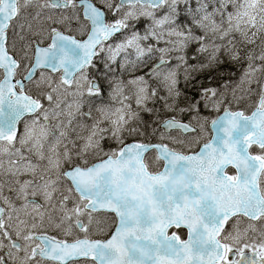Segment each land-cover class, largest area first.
<instances>
[{
	"label": "rangeland",
	"instance_id": "1",
	"mask_svg": "<svg viewBox=\"0 0 264 264\" xmlns=\"http://www.w3.org/2000/svg\"><path fill=\"white\" fill-rule=\"evenodd\" d=\"M67 1L70 2V0ZM93 1L103 9H107L109 25H124L125 32L119 40L103 45L99 50L95 69L81 74L70 85L65 84L61 74L48 72L39 74L30 85V90L46 104L41 117L32 120L34 121L32 131L36 136V142L34 145L28 143L32 126V121H29L25 124L21 139L17 143L16 147L19 148L14 147L13 150L28 151L31 149L32 152L44 155L57 151L66 155L68 162L76 165L80 161V165L85 166L100 156V143L102 142L99 143V141L104 136L115 138L114 141L118 145L123 144L125 137L145 136L142 133L135 134L134 123L142 111L152 109L157 102L164 106L166 113L181 112V108L177 109L176 106L180 96L179 84L180 81L184 82L182 54L187 41L172 22L171 11L174 12L175 7L183 0H167L158 12L149 6L138 4L121 7L120 0ZM207 1L199 0L196 7L206 8ZM209 1L215 5L218 3L217 0ZM220 3L224 7L219 17L220 24L221 26L230 25L231 30L244 37L247 44L246 63L251 64V70L249 67L245 74L244 64L240 63L241 74L238 77L240 81L228 88V94L218 91L219 96L222 97L221 100H218L212 89L203 92L201 99L211 114H205L204 111L198 112L197 107L193 108L191 113L187 110L189 117L199 128L200 134L197 137L183 138L177 133L167 136L159 130L163 120L156 119V124L152 125V129L157 127V136L173 148L192 151L198 147L197 141L201 143L210 139L208 124L217 117L222 107L221 103L236 102L244 95L246 76L251 78L252 90L253 85H257L260 80L262 68L260 65H253L252 57L255 56L259 60L258 55L263 52L264 0H220ZM40 10L42 11L37 12L32 18L28 29L34 31V36L37 32L38 38H41V44H47L50 41L54 30H62L83 38L87 36L89 25L82 19L76 0L67 9H56L46 5ZM137 22H142L139 23L138 29ZM217 33L219 38H225L222 33ZM259 34L260 37H257ZM240 45L245 51V45L243 43ZM17 51L21 59L28 60L31 54V42L23 41V44L17 47ZM248 54L251 59H248ZM227 59L232 58L227 57ZM154 60L156 62L164 60L166 65L152 74H147ZM223 67L228 66L225 63L220 69ZM106 70L108 74L104 73ZM91 73L92 77L89 76ZM190 81L183 85H188ZM95 83L104 87L95 90ZM258 88L264 91V80ZM114 102L115 106L112 105ZM79 117L81 118L77 120ZM54 131L56 134L52 136ZM50 139L53 142L47 148L46 142ZM8 150L11 151L8 146L0 145V152ZM33 155L34 158L40 157L34 153ZM154 162L157 163L155 159ZM25 164L36 163L28 159ZM48 168L55 170L56 179L53 186L45 189L27 179L16 195L20 196V199L14 202L20 213L16 211L15 216L19 217V222L23 226L28 217L43 215L50 211V206H53L55 213L59 214L66 208L61 203L64 202L65 196L71 194V190L68 183L64 181V171L59 168V161ZM35 173V169L27 171L28 177ZM10 183V181L5 182L9 194L12 195L14 191ZM57 183L60 185L57 186ZM30 198L40 201L50 200V202L56 199V201L54 204L47 202L48 208L44 209L40 205L29 203ZM70 225L73 227V222H70ZM61 232L68 236L72 228H63ZM22 239L25 247L35 246L31 241V235H24Z\"/></svg>",
	"mask_w": 264,
	"mask_h": 264
},
{
	"label": "water",
	"instance_id": "2",
	"mask_svg": "<svg viewBox=\"0 0 264 264\" xmlns=\"http://www.w3.org/2000/svg\"><path fill=\"white\" fill-rule=\"evenodd\" d=\"M134 1L137 0H122L121 3ZM162 1L140 0L142 3L154 5H160ZM54 3L66 5L65 2L59 1ZM80 5L85 6V16L91 20L93 29L90 37L84 42H78L66 34L54 33L51 46L37 47L35 65L27 80L33 78L39 69L46 68L54 73L63 70L64 80L71 82L95 57L96 47L120 32V27L110 28L106 25L105 12L94 3L84 0ZM0 64L7 69L9 67L4 58H0ZM13 73L14 70L9 71L7 79L0 85V140L14 139L16 118L20 110L23 117L34 113V108L40 106L30 97L26 98V101L17 97L10 98L15 86L10 77ZM163 127L167 132L179 129L189 134L196 131L189 123L174 120L166 121ZM211 127V142L202 146L195 154L175 153L160 145L131 144L125 147L116 160L109 159L98 163L87 171L75 170L73 173H67L80 191H85L86 173H92L86 196L90 197L92 185L96 184L104 201L95 209L113 211L118 217V228L110 240L108 264L214 263L212 254H208L206 247L199 240L203 230L213 223V220H202L200 217L204 214H214V156L216 152L221 151L238 152L249 157L248 151L252 144L264 145V109L259 107L250 116H243L241 112H225ZM154 148L158 149L166 165L160 174L150 175L143 159L144 155ZM109 191L111 192L108 193ZM165 207L172 216L173 223L183 224L189 230L190 237L182 247L183 253L179 251L167 255L148 248V235L152 229L150 217L155 213L165 215ZM45 241L47 247L55 248L61 256L65 250L70 254V260L78 258V245L55 243L47 238Z\"/></svg>",
	"mask_w": 264,
	"mask_h": 264
},
{
	"label": "flooded vegetation",
	"instance_id": "3",
	"mask_svg": "<svg viewBox=\"0 0 264 264\" xmlns=\"http://www.w3.org/2000/svg\"><path fill=\"white\" fill-rule=\"evenodd\" d=\"M190 37L189 33L186 32V38ZM12 42H9V47L11 48ZM219 45H215L212 49L219 50ZM204 52V50H202ZM202 55L196 56V62L190 65L188 62L187 66H190L191 69H194L196 66V74H191L197 78V83L199 82L203 85V71L206 69L205 61L201 59ZM214 59L223 58H232L236 59V55H227L226 56H215L211 55ZM219 63L216 61L215 66ZM208 69H210V66ZM188 68V67H187ZM212 72H217L213 70ZM232 70L230 71V73ZM220 86V84H219ZM215 88L217 86L215 85ZM218 89V88H217ZM252 107L251 103H248L242 108L243 110L250 109ZM10 142H0V145H6ZM2 154V152H0ZM8 154V152L6 153ZM251 154L258 157L259 159H264V147L259 148L257 146H253L251 149ZM33 160V156L30 158ZM260 164V162H258ZM24 172V170H22ZM27 173V171H25ZM227 174L231 176H236V170L234 168H228L226 171ZM0 175V190H5L7 188L5 182L10 181L11 185H13L11 178L5 176L1 177ZM39 185V182H37ZM259 186L262 191V195L264 196V171L262 172L259 180ZM65 202H68V197H64ZM64 207V203H61ZM61 215L59 213L51 215H44L43 220L40 217H28V220L25 222L24 227L22 229L18 228L16 224H14L17 219L16 216L12 218V224L8 234V243L11 241L13 243L12 246H6L2 248V254H0V264H48L44 258H42L38 251L39 248L42 247V243L33 237L35 240L36 246L33 249H29L24 246V241L20 242L21 237L23 235H27L28 233L33 234V236L37 233L43 234V236H48L51 238L56 237V230H60L61 223ZM67 218L68 216L62 215ZM92 216H98L93 214ZM107 217V215H104ZM19 222V221H18ZM85 223L83 224V228L85 227ZM103 226V223H101ZM171 233V231H170ZM180 237L185 240L186 233L181 230L179 232ZM220 243L223 246V253L221 255V262L219 264H264V216L252 220L245 216H236L230 219L225 225L221 235H220ZM20 243V246H16ZM16 244V245H15ZM221 254V252H219Z\"/></svg>",
	"mask_w": 264,
	"mask_h": 264
},
{
	"label": "bare ground",
	"instance_id": "4",
	"mask_svg": "<svg viewBox=\"0 0 264 264\" xmlns=\"http://www.w3.org/2000/svg\"><path fill=\"white\" fill-rule=\"evenodd\" d=\"M226 64L228 66L227 68L223 67L222 69L219 70L218 74H214L211 77L212 80L215 82V85L217 86L218 91H220L222 93L224 92L225 94L227 93L228 88L232 87L233 83L237 84V82L240 81L238 78L240 76L236 73V71L232 65V62L227 61ZM231 70H232V72L230 73ZM104 73L108 74L107 70ZM225 80L228 81V83H229L228 86L225 85ZM219 84H220V86H219ZM202 111L206 112L204 108L202 109ZM37 162H38L37 160H33V163H37Z\"/></svg>",
	"mask_w": 264,
	"mask_h": 264
},
{
	"label": "trees",
	"instance_id": "5",
	"mask_svg": "<svg viewBox=\"0 0 264 264\" xmlns=\"http://www.w3.org/2000/svg\"><path fill=\"white\" fill-rule=\"evenodd\" d=\"M196 94V93H195ZM193 94V97L192 98H190V102H192V104L194 103V100H196V98H199V95L198 94ZM196 97V98H195ZM194 99V100H193ZM185 118H188V116H184ZM151 140V138H147V141H150Z\"/></svg>",
	"mask_w": 264,
	"mask_h": 264
}]
</instances>
